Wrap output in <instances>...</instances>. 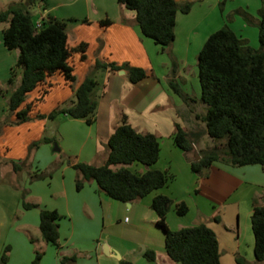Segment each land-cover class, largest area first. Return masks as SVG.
<instances>
[{"label":"crops","instance_id":"obj_1","mask_svg":"<svg viewBox=\"0 0 264 264\" xmlns=\"http://www.w3.org/2000/svg\"><path fill=\"white\" fill-rule=\"evenodd\" d=\"M15 1L0 0V9ZM176 1H190V7L186 12L176 11L174 37L164 50L151 38L141 34L133 11L117 0H39L33 5L34 20L47 15L64 19L67 44L74 46L84 42L85 47L83 57L80 51H73L69 56L74 74L71 83L55 73L47 78L51 84L39 98L38 88L44 84H39L26 94L21 106L29 104L28 119L14 122L17 123L14 126L6 124L14 120V114L8 112L6 100L20 73L7 90L0 92V133L4 134L8 126L17 131L22 126H25V130L37 131L22 141L21 151L17 155L23 157L25 148L33 140L43 136L55 139L54 134L57 133L64 134L68 142L79 141L76 157L83 158L81 161L100 164L107 153L106 139L119 122L121 114H124L126 121L137 131L151 132L157 137L159 154L151 167L165 170L171 177L163 186L139 198L121 202L99 190L93 180H84L82 186L75 189V174L71 186L67 183L57 189V192L63 193L62 201L41 204L24 199L27 193L24 181L32 172L31 167L23 164L19 170H13L11 163L8 168L6 163L11 158L6 152L9 147L0 145V191L9 195L15 209L22 208L23 214L28 209L37 208L16 221V232L11 241L5 240L10 228V225H6L4 238L0 239V253L5 245L9 247L4 264H8L17 245L21 251L15 264L28 263L37 249L42 252L38 264H117L118 258L129 260L132 264H176L164 251L162 232L155 225L156 214L150 207V201L156 193L169 197L165 212V222L169 228L204 222L216 235L219 262L225 258L231 264H237V258L248 264L255 263L249 215L254 201L264 206V199L260 198L264 192V170L258 163L230 165L214 160L196 173L190 169L189 158L195 160L194 149L197 152L199 149L206 150L213 144L204 132V123L196 117L205 110V105L199 99L196 54L206 36L218 27V23H214L216 19L220 22L228 11L240 7L255 22L261 0ZM102 18H108L110 22L100 24L98 20ZM232 19L229 27L245 38L249 45L257 47L256 25L247 23L238 13ZM3 47H0V52L12 57L9 70L14 66L17 50ZM95 62H125L142 67L145 75L131 82L125 69L96 66ZM86 75H92L97 82L94 89V119L91 123L64 113H58L53 118L35 117V113L46 114L53 108L67 105L73 98L74 88ZM169 78L192 99L185 101L175 93L168 85ZM46 119L55 121L56 127H45ZM175 123L186 131L198 132L191 141L192 150L187 153L173 143ZM5 141L3 138L1 144H5ZM67 144L54 146L56 150L71 151ZM95 154L100 155L98 162L93 161ZM133 163L128 165L130 169L137 172L145 169V165ZM67 165L71 167L70 162ZM7 171L13 173L9 177L10 182L4 180ZM24 189L26 191L21 194ZM22 200L54 208L60 214L57 220L58 248L46 242L40 233L30 232L31 227L38 229V206L23 207ZM177 201H183L187 206L183 214L174 211ZM106 229L116 232L110 230L106 233ZM148 248L154 251L152 261L142 255ZM70 254L75 255L73 262H60L61 255ZM258 263L264 264L263 261Z\"/></svg>","mask_w":264,"mask_h":264},{"label":"trees","instance_id":"obj_2","mask_svg":"<svg viewBox=\"0 0 264 264\" xmlns=\"http://www.w3.org/2000/svg\"><path fill=\"white\" fill-rule=\"evenodd\" d=\"M39 0H17L0 9L1 41L7 49H16L14 65L20 68L19 80L9 93L6 103L9 113L14 114L13 122L28 119L29 104H23L26 94L38 89L39 98L51 84L47 78L55 73L64 81L74 80L69 56L80 51L83 57L85 44L79 42L69 46L66 40L65 20L47 15L35 25L31 6ZM134 13V21L142 35L149 37L164 50L173 40L175 13L188 11L190 1L176 0H117ZM238 13L247 23L257 28V47L249 45L245 38L237 35L227 23L210 32L196 54L197 77L200 86L199 99L205 105L202 114H196L204 123V132L213 141L206 150H198L199 158H189L190 169L200 173L201 168L218 160L230 165L258 163L264 170V0L257 9V19L243 8L230 10L226 17ZM72 19V18H71ZM82 20H85L83 18ZM100 24H108V18L99 19ZM112 69L123 68L127 78L135 82L145 75L139 66L123 62L100 63ZM11 82V68L6 83ZM96 79L86 75L74 88L73 98L67 105L53 108L46 114L35 113V117L53 118L64 113L71 118H81L86 123L94 119ZM168 85L183 100L192 99L171 78ZM197 131H186L177 123L172 134L173 143L183 152L192 150L191 141ZM43 136L30 145L50 142ZM29 145V146H30ZM107 153L104 161L93 164L85 161H69L76 171L74 187L79 189L84 180H93L97 188L106 195L121 202L139 198L153 189L163 186L171 177L165 170L151 167L159 154L157 137L151 132L137 131L121 114L105 142ZM132 162L145 165L137 172L128 167ZM13 170H19L23 163L12 161ZM42 172H29V180L42 178ZM26 191L24 189L21 194ZM264 199V192L260 195ZM169 197L156 193L150 207L156 214L155 225L161 230L163 248L176 264H220L217 238L214 231L204 222L184 225L171 229L166 225L165 212ZM249 215L252 232V253L257 261L264 262V206L254 201ZM23 207L38 206V229L41 237L56 248L58 242V222L60 214L54 208H46L37 203L22 200ZM187 206L183 201L174 203V211L183 214ZM9 247L5 245L0 253V264L7 260ZM41 251L35 250L26 264H38ZM143 257L152 261L153 249H145ZM74 254L61 255V263L73 262ZM237 264L244 260L235 259ZM117 264H132L118 258Z\"/></svg>","mask_w":264,"mask_h":264},{"label":"rangeland","instance_id":"obj_3","mask_svg":"<svg viewBox=\"0 0 264 264\" xmlns=\"http://www.w3.org/2000/svg\"><path fill=\"white\" fill-rule=\"evenodd\" d=\"M30 10L33 14V18H35V7L33 5L31 6ZM226 15L227 14H225L222 21L219 22L216 19L214 23H218V27L221 26L223 23L228 24L231 20H233L232 18L235 14H232L231 19H228ZM2 25L3 23H0V37ZM0 47L4 48L1 42V38ZM11 60V54L8 55L7 53L3 54L2 52H0V92L7 90V88H9L19 76L20 69L15 65L12 66L11 82L6 83V79L9 75L8 65ZM6 124H13L12 126H14V124L17 123L9 122ZM45 127L53 129L56 127V122L52 121V119H46ZM78 130H81V128L78 127ZM36 133L37 131H35L34 129H30L29 131L25 130V126L20 127L18 131L16 128H9L8 126L7 128H5L4 134L0 133V145H7L9 147L8 151L6 152L11 158L10 162L6 163V166L8 168L11 162L14 161L28 165V167H31V171H35L36 169L38 172H42L44 174L42 178H37L33 180H29L28 175L26 176V179L24 181V187L27 189V193L25 194L24 199L26 201L39 202L41 204L47 203L48 205H50V203H56L63 200V193L57 192V189L61 188L62 185L66 186L67 183L69 186H71L72 184V177L76 174V171L72 167L67 165L68 162L72 159H77L81 161L83 158H81L80 156V158L76 157V150L79 148V141L68 142L64 134L57 133L54 134L55 139L50 142H40L35 146L30 145L29 143L25 148V154L23 155V157H19L17 154L21 151L23 144L22 141L27 140L29 137L35 135ZM3 138L6 139L5 144H1ZM66 144L70 145L69 147L72 149L71 151L54 149V145L59 147L64 146ZM93 159V161L98 162L97 159H100V155L95 154L93 156ZM133 164H138L141 166L142 163L134 162ZM7 172L8 173H6L4 178L5 181H9V177H11V175L13 174L11 173L12 171ZM35 210H37V208L35 207L28 209L27 212H25L24 214L28 215L30 212H35ZM24 214L22 208L15 209V204L13 200L8 194H6L5 191H0V239L4 236L6 225L7 227L10 225V228L5 234V240L11 241L13 233L16 232V221L23 217ZM110 230L106 229L105 232L107 233ZM30 232L32 234L39 233L38 229H36L35 227H31ZM110 232L115 233L116 231L111 230ZM14 245L16 246V244ZM17 247L18 245L15 247L16 251L13 253L14 255L11 256V259L8 261V264H15L17 262V258L20 256L18 252L20 253L21 251L19 247ZM253 261L255 262L254 264H259L258 262H260L255 260L254 258ZM243 263L248 264L247 262ZM220 264H231V262L230 260L221 258Z\"/></svg>","mask_w":264,"mask_h":264},{"label":"water","instance_id":"obj_4","mask_svg":"<svg viewBox=\"0 0 264 264\" xmlns=\"http://www.w3.org/2000/svg\"><path fill=\"white\" fill-rule=\"evenodd\" d=\"M54 148L57 149L56 146H54ZM194 156H195L194 157L195 159H197L199 157V154H198V152L195 149H194Z\"/></svg>","mask_w":264,"mask_h":264},{"label":"built area","instance_id":"obj_5","mask_svg":"<svg viewBox=\"0 0 264 264\" xmlns=\"http://www.w3.org/2000/svg\"><path fill=\"white\" fill-rule=\"evenodd\" d=\"M35 25H36V26L39 25V19H37V20L35 21ZM124 219H126V217H124Z\"/></svg>","mask_w":264,"mask_h":264}]
</instances>
